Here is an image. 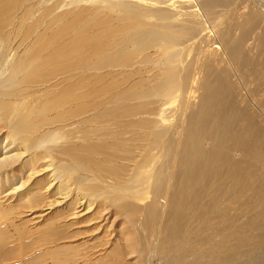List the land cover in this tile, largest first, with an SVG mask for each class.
Instances as JSON below:
<instances>
[{
  "label": "bare ground",
  "instance_id": "obj_1",
  "mask_svg": "<svg viewBox=\"0 0 264 264\" xmlns=\"http://www.w3.org/2000/svg\"><path fill=\"white\" fill-rule=\"evenodd\" d=\"M219 1L0 0V55L8 72L0 96L19 85H45V91L61 85L40 107L18 111L0 104L17 144L38 149L65 139L51 152L71 163H65L71 166L67 173H97L84 180L89 185L81 192H98L119 214L133 218L143 236L141 249L159 264L255 263L264 252V121L245 108L242 95L254 89L247 95L264 108V32H250L264 7L250 4L254 14L250 7L234 14L236 3L230 10L225 2L216 14ZM26 4L20 19L40 10L20 44L33 39L11 56L9 17ZM249 32L254 57L244 48ZM87 72H93L88 80ZM122 85L128 89L103 94L98 102V92H82L87 86L109 91ZM69 102L72 107L53 122L45 119ZM170 104L178 114L171 122L163 108ZM79 117L86 126L80 138L63 136L60 127L32 139L45 123ZM11 159L3 158L0 166ZM127 235L131 256L137 251ZM46 253L54 256L52 264L69 262L58 251ZM14 254L0 233V264Z\"/></svg>",
  "mask_w": 264,
  "mask_h": 264
},
{
  "label": "rangeland",
  "instance_id": "obj_2",
  "mask_svg": "<svg viewBox=\"0 0 264 264\" xmlns=\"http://www.w3.org/2000/svg\"><path fill=\"white\" fill-rule=\"evenodd\" d=\"M230 1L220 0L219 2L222 4L217 7V12L215 13L220 14L222 12L221 9L224 10L227 7L225 6L226 4H230L229 9L231 8L230 10H232V4L234 6L236 3L238 6L235 4V10L233 8V11H236V13L234 14L242 13V15L249 11H252L251 13L254 14L256 7L257 9L264 7V0H253L254 2L252 0H240L239 4L238 0H236L237 2L235 0ZM225 2L227 3L223 4ZM255 3L263 5L256 6L257 4ZM250 4L252 7L256 6L255 10L254 8L251 10ZM239 5H242L243 8ZM28 7L30 6L26 4L19 11L15 9L9 17L12 25L7 28L5 36H8L6 46L9 52H11V56L15 51L21 54L24 46L33 39H24L23 45L22 43L20 44L24 37L23 31L34 22L40 10L37 7L33 8L31 12L27 13L29 15L23 16L20 19L22 14L29 9ZM244 7H250V9L245 8L248 12L244 10ZM238 10H241V12ZM259 10L261 14L260 11L255 13V16L257 15L255 24L252 30H250L251 33H255L254 36L259 32L255 37L264 32V8ZM260 21L263 23H260ZM260 24L263 25L261 26ZM256 28L258 31L255 32ZM41 31V28L33 29V35H35L34 32L37 34ZM250 32L249 34H251ZM249 37V41L247 42L250 45V41H253L252 47L248 45L247 48V43H245L246 47L244 45V48H246L245 52L248 50L247 52L254 57L257 54V49L255 50V37L252 34ZM4 63L5 59H2L0 55V71L2 70L0 82L5 79L8 73L4 72L6 70ZM113 72L118 74V71ZM92 73L87 72L83 76L88 80ZM146 74L143 73V76L148 77L151 75V73H148V76ZM121 76H118L120 80ZM134 77L139 78L136 75ZM128 82H131V80ZM65 85L66 83H64ZM60 86L53 87L49 91L43 90L45 85L39 87L19 85L13 90L5 89L0 96V104L12 107L18 111L30 110L31 106L40 107L48 102L50 95L52 96L56 93ZM128 86L122 85L117 90L109 91H101L100 89L87 86L82 92H98L96 100L98 102L101 100L103 94L112 97L119 92L121 94L124 90H127ZM248 90H241L244 93L246 92V95L242 94L245 108L248 111L251 109L252 113L258 118L260 115L263 122L264 112H262L263 114L260 113L264 108L259 105L258 100L251 96V93L247 95V92H252L254 89ZM11 91L17 92V97L9 96ZM244 95L250 97L246 98ZM63 105L62 109L45 115V119L53 122L59 113L72 107L73 104L69 102ZM175 107L176 105L173 104L163 107L171 110H166L165 112L166 119L169 122L178 117V114L173 111ZM251 110L249 111L250 113ZM31 118L36 119L33 115ZM80 120H82L81 117L74 118L73 121L68 123H58L52 126H48L45 123L32 139L36 140L41 137L43 131L44 133L45 131L51 133L60 127H65L61 131L63 136L80 138L79 133L86 128L85 125L79 122ZM78 122L80 123L79 126L77 124L71 125ZM8 124L0 115V163L3 158H12L10 162L0 166V233L4 234L7 244L13 249V254H15L11 259L6 262L3 261L1 264H52L54 256H50L46 252L52 253L53 251H58L62 257L68 258L69 262L65 264H114L118 260H121L122 264H159L151 252L143 250V246V249H141V239L139 237L142 238L143 236L137 233L141 230L139 229L138 231L136 222L131 223V220L134 221L133 218L129 219L127 215L119 214L113 204L108 200H103V196L98 192H91V195L88 196L81 192L80 189L84 185H89L85 184L84 180L86 182L93 180L97 176V173L82 170H78L77 173L72 175L67 173H70L69 167L71 166L67 167L66 164L71 165V163L64 156L60 155V152L59 154L58 152H51L54 146H57L55 147L57 149L59 145L63 144L65 139L51 140L38 149H30V145L27 144V148L24 150L22 146L17 144ZM19 155L21 156L18 157ZM60 165L63 166L62 170L59 169ZM76 171L77 169H75ZM142 171L143 169H140L137 172L140 174ZM34 199H36L34 201H37L36 203L32 202ZM79 206L80 208H78ZM137 219H139V216L136 217L135 221ZM127 233L132 234L130 240H132L133 245L135 244L136 249L138 247L137 250L134 247L138 254L136 252V254L129 256L126 249V246L128 247V243H130L126 240V238L128 239ZM259 254L258 262L246 263L249 259H245L241 261L242 264H264V252L261 251Z\"/></svg>",
  "mask_w": 264,
  "mask_h": 264
}]
</instances>
